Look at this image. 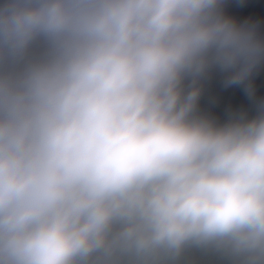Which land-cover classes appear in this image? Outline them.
Wrapping results in <instances>:
<instances>
[{
  "label": "clouds",
  "instance_id": "1",
  "mask_svg": "<svg viewBox=\"0 0 264 264\" xmlns=\"http://www.w3.org/2000/svg\"><path fill=\"white\" fill-rule=\"evenodd\" d=\"M0 264H264V0H0Z\"/></svg>",
  "mask_w": 264,
  "mask_h": 264
}]
</instances>
